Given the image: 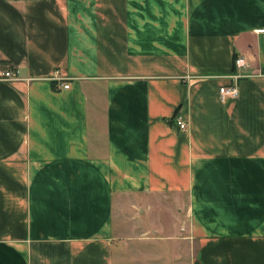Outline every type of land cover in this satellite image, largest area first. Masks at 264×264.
<instances>
[{
  "label": "crops",
  "instance_id": "crops-1",
  "mask_svg": "<svg viewBox=\"0 0 264 264\" xmlns=\"http://www.w3.org/2000/svg\"><path fill=\"white\" fill-rule=\"evenodd\" d=\"M0 264H264V0H0Z\"/></svg>",
  "mask_w": 264,
  "mask_h": 264
},
{
  "label": "built area",
  "instance_id": "built-area-1",
  "mask_svg": "<svg viewBox=\"0 0 264 264\" xmlns=\"http://www.w3.org/2000/svg\"><path fill=\"white\" fill-rule=\"evenodd\" d=\"M235 63L238 66L244 65L246 63L244 55L237 56ZM2 76L3 78H6V79L19 78L18 70H13L11 68H8L5 71H3ZM59 78H65V77L60 76ZM60 85H62L63 87H69L70 81H62ZM239 94H240L239 87L235 83H226V84L220 85L219 87V96L222 100L237 97L239 96ZM174 121L181 129H186L188 126L187 121L185 120L184 116L181 115L180 113H177L174 116Z\"/></svg>",
  "mask_w": 264,
  "mask_h": 264
},
{
  "label": "rangeland",
  "instance_id": "rangeland-1",
  "mask_svg": "<svg viewBox=\"0 0 264 264\" xmlns=\"http://www.w3.org/2000/svg\"><path fill=\"white\" fill-rule=\"evenodd\" d=\"M155 216L154 218H156V220H153L154 222L156 221V225H158L160 227V229H166V230H173L174 226V222H173V218L171 220L170 217H168L167 215H163V220H161L162 217H160V214L158 212V210L156 209V211H154V215ZM143 220H146L145 223L147 224H150L149 223V220H148V214H144L143 216Z\"/></svg>",
  "mask_w": 264,
  "mask_h": 264
}]
</instances>
